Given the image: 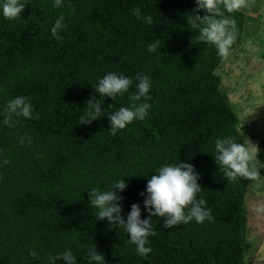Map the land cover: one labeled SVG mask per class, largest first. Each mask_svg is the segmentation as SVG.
<instances>
[{"label":"trees","instance_id":"trees-1","mask_svg":"<svg viewBox=\"0 0 264 264\" xmlns=\"http://www.w3.org/2000/svg\"><path fill=\"white\" fill-rule=\"evenodd\" d=\"M52 3L27 0L18 18L0 16V112L7 100L24 95L39 117L0 126V264H63L53 257L66 249L76 264H89L95 246L107 264H250L245 199L253 180H227L211 154L216 137L247 138L223 85L225 58L197 41L199 30L187 24L195 0ZM136 8L153 24L133 15ZM61 15L65 26L53 38L50 29ZM225 15L236 21L231 55L244 40L247 16L242 9ZM156 40L157 50L149 52ZM107 72L131 77L129 91L102 98L95 85ZM137 73L150 77L151 88L146 101L131 102ZM92 98L106 113L140 102L150 108L145 119L113 135L107 115L80 123ZM179 158L199 173L198 197L214 219L165 228L163 218L152 217L151 252L141 257L122 227L96 219L88 189L107 190L124 178L125 218L132 203H140L144 218L147 179Z\"/></svg>","mask_w":264,"mask_h":264},{"label":"clouds","instance_id":"clouds-1","mask_svg":"<svg viewBox=\"0 0 264 264\" xmlns=\"http://www.w3.org/2000/svg\"><path fill=\"white\" fill-rule=\"evenodd\" d=\"M63 0H53L52 7L60 8ZM27 4V0H0V16L8 20L18 18ZM245 5V0H195L193 14L187 15V24L191 28L198 29L197 41L211 44L215 47L220 58H226L232 45L237 39L236 21L225 13H233ZM203 10L205 15L201 17L199 11ZM133 15L142 19L145 23L153 24L151 15H141L140 8L133 10ZM64 16H59L50 31L53 38L58 37V30L62 29ZM159 46V40L147 45L149 52H155ZM137 91L129 95L131 102L147 100L151 88V79L147 75L137 73ZM133 80L122 73L107 72L95 85V90L103 98L105 96L116 99L129 91ZM93 98L88 100L91 111L81 116L80 123L91 124L107 115L110 124V132L115 135L134 120L145 119L150 104L147 102L132 103L130 107H120L114 112H105L101 103H93ZM15 117V119H13ZM19 118L38 119L34 112L31 101L27 96L16 95L6 101V107L0 112V126L14 127L20 122ZM28 136L27 133H25ZM21 145L25 143L21 138ZM28 143L31 137L28 136ZM249 139L246 142H237L232 136L216 137L214 140V152L212 156L218 165L220 173L227 180L244 178L254 180L259 175L257 161V147L253 148ZM39 158V157H37ZM4 160V163H7ZM151 175L141 192L143 196V210L147 213L141 218L140 203H132L126 214L123 212L124 197L120 194L127 187V181L118 179L114 181L107 190L96 187L88 189V202L97 209L96 219H107L109 225L122 227L128 233L130 243L135 245V251L141 257L151 252L148 237L155 234L152 217L163 218L165 228H173L178 224H188L195 221L203 223L205 220L211 222L214 218L211 210L206 207V200L198 194L202 186L198 183L199 173L194 165L180 158L172 163H164ZM260 209H257L259 211ZM87 260L89 264H107L103 252L97 250L96 246L88 250ZM55 261L63 264H76V258L69 249L58 253L53 257Z\"/></svg>","mask_w":264,"mask_h":264},{"label":"rangeland","instance_id":"rangeland-1","mask_svg":"<svg viewBox=\"0 0 264 264\" xmlns=\"http://www.w3.org/2000/svg\"><path fill=\"white\" fill-rule=\"evenodd\" d=\"M240 9L247 16L244 40L217 73L223 69V85L238 110L240 131L257 147L259 175L245 199L247 258L250 264H264V0H245Z\"/></svg>","mask_w":264,"mask_h":264}]
</instances>
